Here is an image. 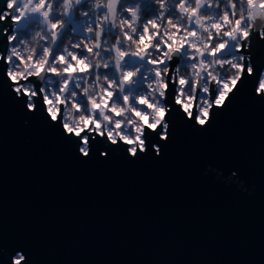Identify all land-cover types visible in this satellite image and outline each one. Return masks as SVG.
Masks as SVG:
<instances>
[{"label":"water","instance_id":"1","mask_svg":"<svg viewBox=\"0 0 264 264\" xmlns=\"http://www.w3.org/2000/svg\"><path fill=\"white\" fill-rule=\"evenodd\" d=\"M252 60L258 73L264 40L253 37ZM255 86L245 76L223 108L213 87L203 126L174 115L158 159L82 160L0 79V264L20 250L29 264H264V92ZM233 171L239 182H228Z\"/></svg>","mask_w":264,"mask_h":264},{"label":"clouds","instance_id":"2","mask_svg":"<svg viewBox=\"0 0 264 264\" xmlns=\"http://www.w3.org/2000/svg\"><path fill=\"white\" fill-rule=\"evenodd\" d=\"M84 3L6 0L0 13V22L12 24L11 34L3 29L9 45L0 53L7 65L4 75L17 96L28 98L30 111L36 107L32 101L39 100L45 115L66 133L103 130L114 144L131 145L145 128L167 130L176 109L191 120L194 101L196 122L206 124L213 105L205 99L201 108L198 90L210 97L218 88L217 108L224 107L245 76L255 78L256 95L264 92V69L257 75L252 60L253 37L264 40V0H152L154 11L148 15L141 0H87L80 7ZM73 12L81 18L83 35L74 39L69 34L53 55L63 17ZM54 15L61 18L53 20ZM30 16L38 17L37 23L14 44L15 25ZM230 44L238 56L223 55ZM180 56L188 61L183 67L175 62ZM128 57L142 63L127 68ZM138 79L143 88L129 91ZM10 261L16 264L17 256Z\"/></svg>","mask_w":264,"mask_h":264},{"label":"snow or ice","instance_id":"3","mask_svg":"<svg viewBox=\"0 0 264 264\" xmlns=\"http://www.w3.org/2000/svg\"><path fill=\"white\" fill-rule=\"evenodd\" d=\"M5 8L0 9V13H3ZM6 19L10 20V16ZM12 24L0 23V34H2L4 28H8L9 32L12 31ZM7 37L4 40L3 51H7ZM0 66H3V72H0V79H2L3 84L7 86V92L11 95V98L14 102L22 107V110L25 115H39L40 118L47 122L48 127L54 128L57 130L58 135L61 139L67 140L75 150V153L82 160H87L97 157L102 159H108L109 154L115 151L123 153L129 161L141 160L145 157L152 156L153 158H159L163 155L164 147L167 145V142L172 138L171 131L172 125L169 124L167 130L157 127L155 133L149 131L147 128L144 129V135L139 138V141H133L131 145L125 144L121 141H117L115 144L110 141L106 135L103 134L101 130L100 134L95 132H90L88 130L82 131L79 136H76L72 133H66L62 126L59 123H53L47 115H45L44 106L39 100H33L32 103L35 104V109L30 111L27 107L29 101L26 96L21 93L17 96V92L13 91V85L8 81L7 77L4 75V70L7 68V65L4 64L3 60L0 59ZM258 75V73H257ZM18 87V86H17ZM255 91V89H254ZM179 113V109H176ZM198 110L195 108L192 112V119L187 120L184 117V114L180 113V119L191 124L193 127L197 126L195 117L198 115ZM212 110H209V121L211 120ZM208 121V122H209ZM207 122V123H208ZM206 123V124H207ZM197 130L203 131V128H198ZM103 147L105 150L101 151L100 147ZM241 179L238 178V174L233 171L228 176V182L236 181L239 182ZM14 256H17L16 264H29V260L25 254V251L20 250L14 253ZM11 264V261H9Z\"/></svg>","mask_w":264,"mask_h":264},{"label":"trees","instance_id":"4","mask_svg":"<svg viewBox=\"0 0 264 264\" xmlns=\"http://www.w3.org/2000/svg\"><path fill=\"white\" fill-rule=\"evenodd\" d=\"M124 2L125 3H133L134 0H124ZM57 3H59V0H57ZM86 4H87V0H85V3L80 5V7H84ZM141 4H142L145 15L153 13L154 10L152 7V0H141ZM204 11L208 12L209 9H205ZM60 18L61 17L56 16V15H54L52 17L53 20L60 19ZM37 20H38V18H28L24 21L23 24L22 23L16 24L15 30H16L18 35H17L16 40L13 43L19 44L20 38L28 35L32 26L37 23ZM63 20L65 21V27L63 28L62 32L60 33L59 39H58V41L54 47V50H53V55H55V53L60 50L61 45H63L66 36L71 34L73 36V38L75 39L76 37L83 35V25L81 23V18L75 12H73L72 14H70L66 17H63ZM9 34H11V32H9ZM230 46L231 45H229L228 48L225 49L223 55L225 57L238 56V53H236L235 50L234 51L230 50ZM8 47H9V45H8ZM141 63H142V61H140L138 59H135L133 57H128L124 66L131 69V68H135L136 66L140 65ZM177 63H181V66L183 67L185 64L188 63V61L185 60L183 56H181ZM144 68H147V65H145ZM144 68L141 69V76H143ZM227 75H228V73L223 74V76H227ZM223 76H222V78H223ZM45 87H47V84H45ZM188 87L190 88L191 84H189ZM142 88H143V80L138 79V80H136L135 85L128 90L132 91V92H138ZM214 91L216 93L217 88H215ZM197 96L199 97V99L201 101L200 107L203 105V100L208 99V101L210 102L209 96H205L203 93L199 92V90L197 92ZM81 99H83V98H81Z\"/></svg>","mask_w":264,"mask_h":264},{"label":"rangeland","instance_id":"5","mask_svg":"<svg viewBox=\"0 0 264 264\" xmlns=\"http://www.w3.org/2000/svg\"><path fill=\"white\" fill-rule=\"evenodd\" d=\"M28 18H38V17H36V16H30V17H28ZM27 18V19H28ZM24 21L25 20H23V21H21L20 23H24ZM231 46H230V50H232V51H234V45H232V44H230ZM218 93H219V89L217 88V92H216V94H215V97H214V101H215V99H216V97H217V95H218ZM210 103V102H209ZM204 107V104L201 106V108H203ZM198 110V109H197ZM198 113H199V110H198ZM205 118V116L204 115H201V119H204Z\"/></svg>","mask_w":264,"mask_h":264},{"label":"flooded vegetation","instance_id":"6","mask_svg":"<svg viewBox=\"0 0 264 264\" xmlns=\"http://www.w3.org/2000/svg\"><path fill=\"white\" fill-rule=\"evenodd\" d=\"M262 69H264V63H263V67H262Z\"/></svg>","mask_w":264,"mask_h":264}]
</instances>
